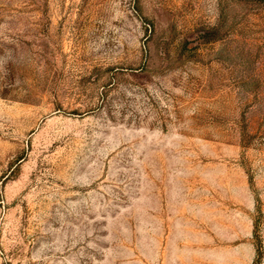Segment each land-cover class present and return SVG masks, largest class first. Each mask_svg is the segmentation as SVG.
Returning <instances> with one entry per match:
<instances>
[{"label": "rangeland", "instance_id": "374dc122", "mask_svg": "<svg viewBox=\"0 0 264 264\" xmlns=\"http://www.w3.org/2000/svg\"><path fill=\"white\" fill-rule=\"evenodd\" d=\"M0 264H264V0H0Z\"/></svg>", "mask_w": 264, "mask_h": 264}]
</instances>
